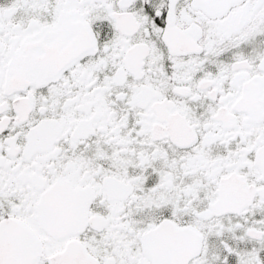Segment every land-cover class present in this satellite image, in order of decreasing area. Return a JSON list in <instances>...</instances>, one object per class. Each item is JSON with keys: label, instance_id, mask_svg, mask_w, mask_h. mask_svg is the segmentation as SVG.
Segmentation results:
<instances>
[{"label": "snow or ice", "instance_id": "obj_1", "mask_svg": "<svg viewBox=\"0 0 264 264\" xmlns=\"http://www.w3.org/2000/svg\"><path fill=\"white\" fill-rule=\"evenodd\" d=\"M0 264H264V0H0Z\"/></svg>", "mask_w": 264, "mask_h": 264}]
</instances>
